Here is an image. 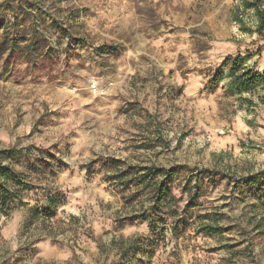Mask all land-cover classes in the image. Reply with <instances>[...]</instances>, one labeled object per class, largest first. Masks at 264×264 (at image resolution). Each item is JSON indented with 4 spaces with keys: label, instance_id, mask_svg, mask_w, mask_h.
Here are the masks:
<instances>
[{
    "label": "rangeland",
    "instance_id": "rangeland-1",
    "mask_svg": "<svg viewBox=\"0 0 264 264\" xmlns=\"http://www.w3.org/2000/svg\"><path fill=\"white\" fill-rule=\"evenodd\" d=\"M238 1L0 0L21 48L41 41L32 62L0 54V165L33 188L0 214V264H264V205L242 181L264 172V106L209 84L230 55L264 71ZM142 168L176 169L177 198L191 170L223 175L175 237L162 215L148 228ZM53 197L56 217L31 222ZM216 219L223 233L203 234Z\"/></svg>",
    "mask_w": 264,
    "mask_h": 264
},
{
    "label": "trees",
    "instance_id": "trees-1",
    "mask_svg": "<svg viewBox=\"0 0 264 264\" xmlns=\"http://www.w3.org/2000/svg\"><path fill=\"white\" fill-rule=\"evenodd\" d=\"M6 5L7 8L9 7L8 12L12 11L14 20L17 19V8L8 3ZM231 20L240 28L241 32L256 36L264 46V0H239L231 10ZM17 28L18 25L15 22L10 20L4 22V19L0 18V30H4L0 54L9 51L11 56L17 55L32 62L30 57L38 53L37 47L40 46L41 41L30 42L22 49L21 44L27 41L16 32ZM224 81H227L228 90L251 97L243 100L248 110L259 105L264 106V71L253 70L251 66L246 64V60L242 56H227L222 62L221 68L211 77L209 84L216 86ZM3 155H5L4 160H9L10 151L3 152ZM12 158H15V155ZM117 165L118 162L114 163L112 168L118 167ZM140 173L142 174L136 181V187L147 192L151 203V220L148 228L153 230V220L163 216L165 221H169L172 225L171 232L175 237L181 234L180 229H187L189 213L203 197L201 181L223 175L221 172L208 169L191 170L189 179L184 186L180 187V197L177 198L174 195L175 187L173 186L177 175L176 169L142 168ZM193 179H196L194 184ZM25 181L22 174L15 171L11 166L0 165V214H6L29 205L23 201L25 193L32 191L33 188ZM242 181L247 188H252L256 192L254 196L259 203L264 205V172L243 178ZM128 184L129 182H125L123 185L127 188ZM184 197H186L185 201H183ZM62 198H48L43 207L34 206L30 210L31 222L39 219L46 221L54 219ZM215 224V226L205 224L200 228L201 232L210 237L221 235L224 228L218 226L217 219ZM162 232L164 233L165 229ZM133 248L134 243L123 250L122 257H125Z\"/></svg>",
    "mask_w": 264,
    "mask_h": 264
}]
</instances>
